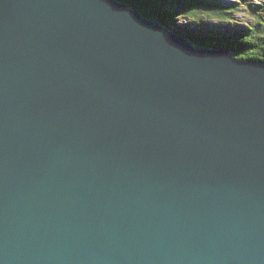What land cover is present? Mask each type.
I'll return each mask as SVG.
<instances>
[{"label":"water","instance_id":"95a60500","mask_svg":"<svg viewBox=\"0 0 264 264\" xmlns=\"http://www.w3.org/2000/svg\"><path fill=\"white\" fill-rule=\"evenodd\" d=\"M0 264H264V62L0 0Z\"/></svg>","mask_w":264,"mask_h":264},{"label":"trees","instance_id":"16d2710c","mask_svg":"<svg viewBox=\"0 0 264 264\" xmlns=\"http://www.w3.org/2000/svg\"><path fill=\"white\" fill-rule=\"evenodd\" d=\"M144 13L148 18L155 19L171 28L184 33L195 43L214 46L223 43L230 47L238 58H253L264 62V17L258 15L255 23L243 29H233L232 33L201 32L184 28L180 19L197 22L215 23L230 21L234 18L236 7L224 5L216 0H122Z\"/></svg>","mask_w":264,"mask_h":264},{"label":"rangeland","instance_id":"374dc122","mask_svg":"<svg viewBox=\"0 0 264 264\" xmlns=\"http://www.w3.org/2000/svg\"><path fill=\"white\" fill-rule=\"evenodd\" d=\"M224 5L236 7L233 13V19L230 21H216L215 23L197 22L180 19V25L184 28H190L193 31H197L201 37V33L205 35V31L217 32L221 34H229L233 32V29H243L248 24L255 23L258 20V15L264 17V0H216ZM201 32V33H199ZM223 44V43H219ZM225 45V44H223ZM230 48V47H228Z\"/></svg>","mask_w":264,"mask_h":264},{"label":"bare ground","instance_id":"6f19581e","mask_svg":"<svg viewBox=\"0 0 264 264\" xmlns=\"http://www.w3.org/2000/svg\"><path fill=\"white\" fill-rule=\"evenodd\" d=\"M184 34V33H183ZM185 35V34H184Z\"/></svg>","mask_w":264,"mask_h":264}]
</instances>
